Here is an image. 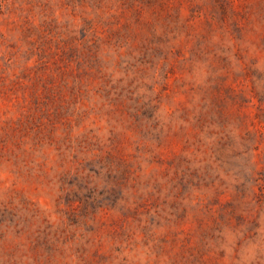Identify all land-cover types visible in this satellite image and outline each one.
Instances as JSON below:
<instances>
[{
    "label": "rangeland",
    "instance_id": "374dc122",
    "mask_svg": "<svg viewBox=\"0 0 264 264\" xmlns=\"http://www.w3.org/2000/svg\"><path fill=\"white\" fill-rule=\"evenodd\" d=\"M0 264H264V0H0Z\"/></svg>",
    "mask_w": 264,
    "mask_h": 264
}]
</instances>
